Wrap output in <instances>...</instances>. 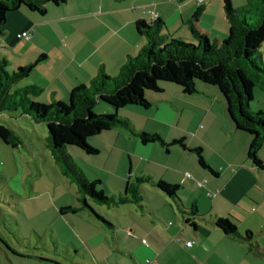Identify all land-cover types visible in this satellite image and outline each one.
I'll return each instance as SVG.
<instances>
[{
	"label": "crops",
	"instance_id": "1",
	"mask_svg": "<svg viewBox=\"0 0 264 264\" xmlns=\"http://www.w3.org/2000/svg\"><path fill=\"white\" fill-rule=\"evenodd\" d=\"M231 2L234 5V0ZM200 7L196 0H72L61 6L49 5L44 16L22 8L8 15L0 37V62L12 65L14 72L44 55L33 74L17 85L38 87L36 100L40 103L65 102L74 88L90 84L102 70L117 76L128 58L140 53L149 40L138 33L137 22L150 25L160 20L163 25L156 37L160 44L171 39L198 44L192 26ZM202 7L196 28L221 44L229 33L223 0H206ZM27 31L32 32L31 40L19 39ZM162 89V93L146 96L149 109L131 107L136 111L135 120L124 117L140 131L159 134L166 143L184 139L186 148H170L169 153L175 151L178 156L176 163L151 160L154 152H159L156 143L144 145L123 129L104 132L93 140H99L101 149L109 154L127 157L124 175L116 173L119 189L125 190L134 177L148 175L177 185L179 202L146 184L139 205L108 207L89 200L96 214L87 208L61 212L78 206H58L56 211L62 216L88 211L84 223L93 229H69V241L66 234L64 241L53 234V249L37 230L33 231L37 238L33 243L20 229H0V264H264V169L248 157L251 136L235 128L214 87L200 86L199 93L193 95L173 84H164ZM188 107L198 112L193 114V127L176 113ZM198 149L208 169L198 163ZM259 156L264 162V146ZM96 175L100 185L114 194ZM146 193L152 195L153 203L145 198ZM179 203L189 210L186 214ZM171 217L179 222L172 224ZM217 217L229 219L241 236L226 235L216 226ZM249 232L253 236L245 240Z\"/></svg>",
	"mask_w": 264,
	"mask_h": 264
},
{
	"label": "trees",
	"instance_id": "2",
	"mask_svg": "<svg viewBox=\"0 0 264 264\" xmlns=\"http://www.w3.org/2000/svg\"><path fill=\"white\" fill-rule=\"evenodd\" d=\"M70 1L72 0H0V37L10 13L25 8L44 16L49 5L61 6ZM257 1L248 0L246 5L236 8L231 0H223L229 34L221 44L211 43L196 28L195 23L204 11L202 6L193 17L192 26L198 44L181 39H171L160 44L156 41L163 25L160 20L150 25L143 21L137 22L138 33L149 40L140 53L130 56L117 76L111 77L102 70L89 85L74 88L67 103L38 102L36 99L40 89L34 85L19 88L13 95H9L13 86L33 74L37 63L44 60V55L35 64L20 67L12 74L6 69L7 62H0V113L22 109L23 116L37 124H45L49 130L48 145L52 155L63 167L65 175L77 184L82 195L81 207L62 208L61 212L76 213L87 208L96 214L88 203L89 199L108 207L139 205L144 200L146 184L155 186L179 202L177 185L156 181L148 175L138 176L133 182L127 183L124 192L119 195H107L103 190L97 189L101 181H89L68 154V147H75L88 155H98L99 150L91 145V141L102 133L115 129L125 130L144 145L160 143L167 153L175 145L186 148L184 139L166 143L159 134L140 131L130 119L118 114L120 110L132 106L149 109L147 94L162 93L164 84L176 85L186 95L198 93L200 86L217 88L232 124L237 130L251 136L248 157L256 167L264 169V162L259 156L264 146V111L250 112L254 90L260 89L264 94V64L260 65L255 60L256 55L261 54L260 48L264 44V0ZM255 12L259 13V20L255 22L257 24L252 23ZM8 97L14 101L13 105H5ZM18 97L22 98L21 103L17 100ZM99 104L111 106L117 113L97 115L95 108ZM0 141L13 148L21 144L16 132L1 124ZM195 152L200 166L208 169L201 149ZM179 207L182 214L189 211L180 203ZM190 212L192 213L191 210ZM215 224L228 236H241L237 227L227 218L217 217ZM252 236L249 232L244 239L251 240Z\"/></svg>",
	"mask_w": 264,
	"mask_h": 264
},
{
	"label": "rangeland",
	"instance_id": "3",
	"mask_svg": "<svg viewBox=\"0 0 264 264\" xmlns=\"http://www.w3.org/2000/svg\"><path fill=\"white\" fill-rule=\"evenodd\" d=\"M247 1L234 0L233 6L236 8L242 7L247 4ZM258 20L259 13L255 12L252 17V23L257 24L255 22H258ZM210 42L213 43L212 40ZM260 53L256 55L255 60L262 65L264 64V44L260 48ZM10 68H12V65H7V71L9 69V73L12 74L13 71ZM19 87L21 86H13L9 90V95H13ZM214 89L217 88L214 87ZM7 100L6 106L9 103L14 104L11 97H8ZM17 100L21 103L22 98L18 97ZM42 100L45 99L42 98ZM67 102L68 99L64 103ZM21 110L7 111L4 114L0 113V124L14 130L21 140V144L16 148L0 141V229H20L21 234L24 237H30L33 243L37 240L33 231L37 230L47 239L48 244L53 249L51 235L54 234L61 241H64L65 238L63 239V237L66 234L69 241L71 237L69 229L93 228L85 226L84 223L86 218L89 217L88 211H84L80 216L70 213L62 216L58 210L56 211L58 206H66L67 204L81 207L82 195L77 184L73 183L65 175L63 167L52 155L48 145L49 130L47 126L45 124H37L30 118L23 116ZM153 110H155V107ZM260 110L264 111V94L260 89L256 88L254 90V101L250 103V112L256 113ZM194 111L196 110L193 107H188L185 111L180 109L176 113L184 117L186 119L185 123L193 127L196 119L193 114H198V112L194 113ZM112 113H117V110L106 104H99L95 108V114L97 115ZM134 113L136 111L131 107L118 112L120 116H126L130 119L136 117ZM165 134H168L166 130ZM191 134L192 131L189 129V139L192 137ZM98 141H91V144L101 149ZM155 145L159 152H154L151 160L164 164L178 161L175 151L167 153L160 143ZM171 149H179V147H171ZM101 152L99 155L92 156L81 149L68 147V154L72 158L73 163L84 172L91 182L96 180V173H98L101 176L100 178L109 185L111 192H115L114 194L118 195L122 188L119 189L116 173L119 172L122 176L124 164H126V167L129 166V161H127L125 156H114V154H109L104 149H101ZM134 180L135 177L131 182ZM148 187L153 189L150 186ZM101 188L108 195L104 186H97L98 190ZM144 196L153 203L151 194L146 193ZM146 204L149 205L151 203L146 201ZM170 221L172 224L179 222L173 217H171ZM114 223L116 224L117 221L114 220ZM161 225L164 226L162 223ZM68 230L69 232L67 233ZM6 236H10L8 231ZM11 237L14 240V236L11 235ZM110 241L113 240L110 238Z\"/></svg>",
	"mask_w": 264,
	"mask_h": 264
},
{
	"label": "built area",
	"instance_id": "4",
	"mask_svg": "<svg viewBox=\"0 0 264 264\" xmlns=\"http://www.w3.org/2000/svg\"><path fill=\"white\" fill-rule=\"evenodd\" d=\"M198 6H203L206 2V0H196ZM157 17V15H156ZM32 38V32L31 31H27V32H24L22 34L19 35V39H23V40H26V41H30ZM186 177H191L190 174H187ZM199 185H202V183H199ZM143 244L145 245H148L147 243V240L143 239L142 240ZM187 245L188 246H192L193 245V242H187ZM151 262L150 261H147V264H150Z\"/></svg>",
	"mask_w": 264,
	"mask_h": 264
}]
</instances>
